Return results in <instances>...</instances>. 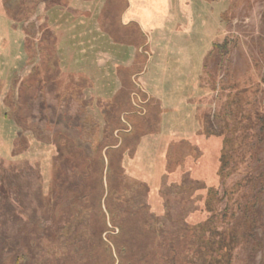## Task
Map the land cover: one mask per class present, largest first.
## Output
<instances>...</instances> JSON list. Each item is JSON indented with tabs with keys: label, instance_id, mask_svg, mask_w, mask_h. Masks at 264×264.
<instances>
[{
	"label": "trees",
	"instance_id": "16d2710c",
	"mask_svg": "<svg viewBox=\"0 0 264 264\" xmlns=\"http://www.w3.org/2000/svg\"><path fill=\"white\" fill-rule=\"evenodd\" d=\"M95 1L40 0L39 3L44 5V23L50 28L55 20L63 19L62 16L69 17L75 24L90 18V5ZM218 3L219 0H102L92 30H95L96 35L104 36L114 47L133 48L136 61H143L146 69L143 74H139L143 69L138 71L136 66L112 64L111 70L116 79L120 73L137 78L131 79L129 84L120 85L110 97L102 99L93 95L94 101L92 96L90 99L84 96V90L93 87L92 81L84 73L68 74L70 80L66 84L61 83V78L57 80L60 68L56 53L61 38L58 34H52L51 55L54 64L50 63L49 57L48 64H43L47 70L49 95H53L51 99L57 105L73 106L76 113L74 119L71 115L73 124L54 133L57 137L51 143L55 150L50 159L52 172L46 193L42 191L40 176L35 175L40 184L37 203L42 209L43 218L34 221L36 223L33 226L42 231L41 222L47 217L54 223L64 215L66 221L53 231L52 237L43 238L44 247L39 238V241L34 242L32 238L28 243L25 242L27 245L17 238H1L0 256L4 252L6 255L4 260L0 257V264H28L30 259L36 260L46 255L62 256L61 252L63 254L66 251V255H69L70 246L66 245L65 248L64 244H69L72 239L82 242V238L93 236L85 207L88 204H81L88 202L89 195L97 198L98 189L100 196L97 216L104 222L100 241L114 263L232 264L233 252L248 236V226L252 224L251 220L242 216L245 211H249L252 200L245 201L242 206L246 193L243 190L259 177L253 179L254 176L246 172L233 183L227 184V181L239 174L246 156L251 154L253 145L250 143L254 138L251 132L254 127L260 122L261 129L264 126L263 116L254 104L256 90L235 87L234 91L224 96L223 103L214 115L218 130H214L208 121L202 126V118L197 119L196 114L188 115L187 119L185 110L188 107L179 106L184 105L189 98L186 95L189 91L200 88L203 74L209 77L207 65L214 58L215 51L221 56L227 46L224 40L221 44L210 43V46L205 47L201 38L206 22L204 6L215 10L214 5ZM178 6L184 10L189 21L178 14ZM109 7L112 9L113 20L105 15ZM60 11L64 12L61 16ZM18 12L26 11L22 9ZM27 12L32 14L34 10ZM8 13L5 0H0V18L4 19V23L0 24V32L9 21L14 31ZM133 18L135 21H131ZM210 27L214 29V25ZM73 39L75 43L79 38ZM125 57L128 58V55L122 58ZM38 61L34 64L35 69L40 67L41 58ZM32 85L34 88L29 92L30 100L34 107L38 104L36 110L40 113L43 110L41 105L44 94H40L39 85L33 82ZM132 92L138 96L131 97ZM93 109L98 111L102 123L89 113ZM26 111L29 114L21 120L33 126L30 120L32 111ZM37 115V118L42 117V112ZM171 117L176 118L181 134L170 129ZM167 130L174 132L164 137ZM40 139L43 144H49L48 138ZM56 139L62 142L60 146L55 145ZM183 143L189 145V152L185 157L176 159L172 149ZM21 173L26 175L37 172L35 168L28 167L12 175L16 179ZM117 178L123 180L120 188ZM6 182L3 175L0 196L5 205L12 206L15 203L9 198ZM104 195L103 209L101 202ZM172 195L185 197V201L190 199L194 207L186 219L180 217L178 233L168 238L169 232L164 231L163 227L173 220L169 208V197ZM59 200H62L61 203ZM116 200L124 203L122 212L118 210L120 205ZM15 207L20 210L19 206ZM48 210L51 212L49 216ZM132 217L139 218L142 224L148 223V229H145L149 230L152 245L140 252H131L116 241L123 235V231L127 232L128 218ZM240 221L242 223L237 224ZM17 222L15 219L14 225ZM115 229L116 234L113 233ZM103 234L108 238H103ZM82 253L86 254V251Z\"/></svg>",
	"mask_w": 264,
	"mask_h": 264
},
{
	"label": "rangeland",
	"instance_id": "374dc122",
	"mask_svg": "<svg viewBox=\"0 0 264 264\" xmlns=\"http://www.w3.org/2000/svg\"><path fill=\"white\" fill-rule=\"evenodd\" d=\"M101 1L97 0L90 5L91 17L81 20L79 24L69 20V17L62 16L61 21L55 20L49 26L50 28H47L42 15L44 5L39 3L40 0L27 2L25 0H5L8 15L13 21L14 31L11 30L10 23L12 25V22L9 21L2 27L0 32V183H3L4 175L7 179L6 185L9 188V198L15 205L20 207V210L15 205H5V201L0 196V240L4 237H12L26 244L25 242L28 243L32 238L34 242L39 241V238L41 239V246L44 247L43 238L45 236L52 237L53 231L66 221L64 215L58 219V222L54 223L47 217L41 222L42 231H38L33 226V223H36L34 221L43 218L42 209L39 208V203H37L38 188L41 184L43 193H46L50 183L49 179L52 172L50 159L55 150L51 143L55 142V137H57L54 133L58 129L68 128V125L73 124L72 118L76 113L73 106L69 108L64 104L57 105L54 99H51L53 95H49L50 90L47 87L49 82L46 79L47 70L43 68V64L47 62L48 57L50 63L54 64V57L51 55L52 34H58L61 38L60 47L56 53L60 68V77L57 80L59 81L61 78V83L66 84L70 80L68 74L84 73L93 83L91 89L86 88L84 90L86 99H90L93 95L95 98L101 97L102 99L110 97L116 89L122 85L124 86V83L129 84L131 79L136 80V76L130 74L131 77H126L122 73L116 79L111 70L112 64L117 63L125 67L136 66L138 71L146 69L145 66L143 67V61H136L133 48L127 50L124 47H114L104 36H98L94 32L95 30H92L91 27L99 10L98 7L101 8L102 6ZM27 4H30L29 7ZM214 6L215 10L212 7L209 9L204 6L206 22L201 38L205 47L210 46V43L221 44L224 40L227 46L221 56L215 51L214 58L211 61L209 60L207 65L209 77L203 74L200 78V88L196 86L197 91H195V88L193 91H189L186 94L189 98L184 105L180 104L179 106L188 107L185 110L187 119L188 115L196 114L197 119L202 118V121L200 119L202 126L204 122L207 124L208 121L214 130H218L219 127L214 115L223 103L224 96L234 91L235 87L236 89L238 87H248L256 90L254 104L263 116L262 123L264 125V0H219L218 5ZM22 9H25L26 12H18ZM30 9L32 12L34 10V13H28L27 11H30ZM108 9L105 15L113 20L112 9L110 7ZM224 9L225 13L223 15ZM177 11L179 15L185 17V21H189L180 6L177 7ZM62 13L64 12L60 11L59 16ZM3 20L0 18V24L4 23ZM131 21H135V19L133 18ZM212 25H214V29L210 27ZM105 31L109 32L107 29ZM213 31H215V34ZM76 37L79 38L77 42H72L73 38ZM76 46H79V49H76ZM126 55L129 58L125 57L123 59L122 57ZM40 58L39 68L43 71L34 67V64ZM101 62H104L103 65ZM142 73L143 71L139 74ZM73 79L76 80L75 77ZM151 81L153 82L154 79L151 78ZM32 82L37 86L39 85V88H41L40 94H44L42 98L44 102L40 98L43 102V106L39 104L43 109L41 111L42 117L39 115L40 118H37V114L41 113L36 110L38 104H35L34 107L30 100L31 93L29 92L32 87L34 88ZM239 84H243V86H239ZM128 94H126V97ZM136 94L132 92L131 97L138 96ZM26 109L33 113V118L30 113L33 126L21 120L29 114H27ZM89 113L96 121L102 123L98 111L93 109ZM169 124L171 130L174 129L177 134L182 133L180 132V125H177L176 118L171 117ZM35 125L37 126L35 127ZM34 128L36 129L34 130ZM70 128H72V125ZM37 129L40 133H36ZM169 130L165 131L164 137L171 136L174 132ZM69 131L74 134L71 130ZM251 133L254 134V138L250 143L253 145L250 151L251 154L249 153L250 155L246 156L245 163L238 172L239 174L232 176L227 181V184L233 183L246 172H250L254 176L253 179L259 177L246 190H243L246 193L242 199V206L245 201L252 200H250L249 211L247 213L245 211L242 216L251 220L252 224L248 226V230H250L248 236H245L244 241L234 250L232 264H264V126L261 129V122L254 127ZM40 138H45V140L48 138L49 144H43ZM61 143L56 139L55 145L60 146ZM188 146V144L183 143L178 148H173L174 157L176 159L185 157L189 152ZM28 167L35 168L37 173L26 175L21 173L19 177L14 179L12 174L23 168L28 169ZM105 173L106 169L103 171L104 175ZM35 175L40 176V184H38ZM103 181L105 184V177ZM122 182L123 180L117 178L119 188ZM91 196L89 195L88 202L81 205L88 204L85 206L88 210L87 217L91 221V227L88 226V228L93 236L82 238V242L79 239H72L69 244H64L65 248L66 245L70 246V256L66 255L67 251L65 249L66 252L63 254L61 252L62 256L46 255L36 260L30 259L28 264H117V262H113L107 254L108 252L104 251L105 249L102 248L100 241V231L103 229L104 222L97 216L99 189L97 198ZM53 197L55 196L53 195ZM104 198L105 195L101 202L103 209ZM184 198L175 195L169 197V208L173 214V216L171 215L173 220L168 221L163 227L164 231L169 232L168 238H172L180 230V217H183V220L186 219L187 214L193 210L194 202L190 201L189 198V201H185ZM61 201L59 200V203ZM116 201H119L120 207L118 210L122 212L125 208L124 203L120 200ZM220 207L222 208V205ZM233 209H235V206ZM48 211L49 216L51 212ZM15 219L18 222L14 225ZM128 219L129 228L127 232L123 231V235L116 240L118 245L126 246L131 252H140L143 249L150 248L152 244L150 243L149 230H147L148 223L142 224L139 218L136 217ZM240 223L242 221L237 224ZM113 233L116 234L117 230L115 229ZM171 234L173 235L170 236ZM103 238L107 239L108 237L103 234ZM74 248L75 251H73ZM81 250L82 252L83 250L86 251V254L82 253ZM5 255L6 252L2 253L0 257L4 260Z\"/></svg>",
	"mask_w": 264,
	"mask_h": 264
},
{
	"label": "crops",
	"instance_id": "0c3cea01",
	"mask_svg": "<svg viewBox=\"0 0 264 264\" xmlns=\"http://www.w3.org/2000/svg\"><path fill=\"white\" fill-rule=\"evenodd\" d=\"M100 9H101V8L99 7V10H100ZM121 19H123V15L121 16ZM97 29H98V27H97ZM147 42H149V40H148ZM129 48H131V47H127L126 49L129 50ZM128 58H129V57H128ZM149 59H150V57L148 58V61H149ZM144 71H145V70H143V73H144ZM143 73H142V74H143Z\"/></svg>",
	"mask_w": 264,
	"mask_h": 264
}]
</instances>
